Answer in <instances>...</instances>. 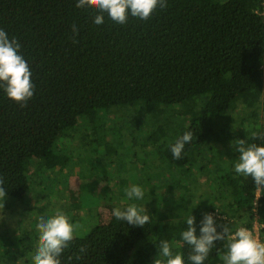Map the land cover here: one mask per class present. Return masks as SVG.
Listing matches in <instances>:
<instances>
[{
	"label": "trees",
	"instance_id": "obj_1",
	"mask_svg": "<svg viewBox=\"0 0 264 264\" xmlns=\"http://www.w3.org/2000/svg\"><path fill=\"white\" fill-rule=\"evenodd\" d=\"M261 8L262 0H167L146 21L130 17L120 25L105 16L98 26L92 22L96 10L78 9L75 0H0V29L19 41L35 86L33 98L24 104L0 91V188L7 197L22 198L31 187L34 164L41 171L66 168L70 155L64 143L80 139L73 148L89 147L94 154L100 147L109 149L105 129L116 134L118 117L111 123L108 114L128 109V115H120L127 131L152 129L145 146H165L159 152L165 162L158 165L209 176L214 194L211 190L201 198L213 202H187L185 217L197 207V224L204 213H212L232 232L239 227L254 232L260 221L264 233V189L234 172L239 154L235 151L224 167L214 168L210 160L235 142L241 128L250 137L247 143L264 144L259 111L264 104ZM235 107L239 114L246 112L244 119H235ZM179 109L184 116L176 115ZM103 114L106 121L100 123ZM188 130L191 143L181 159H173L170 145ZM217 166L222 168L219 176ZM230 171L233 176L227 175ZM143 200L129 202L145 207ZM146 211L150 221L145 226L114 217L89 235L74 237L62 264H69L81 246L87 254L71 264H153L162 240L190 264L191 249L181 239L184 219L178 224L162 221L151 209ZM13 239L9 243L17 246L33 241L28 236ZM226 252L227 240L217 242L205 264H224ZM11 260L5 258V263Z\"/></svg>",
	"mask_w": 264,
	"mask_h": 264
},
{
	"label": "rangeland",
	"instance_id": "obj_2",
	"mask_svg": "<svg viewBox=\"0 0 264 264\" xmlns=\"http://www.w3.org/2000/svg\"><path fill=\"white\" fill-rule=\"evenodd\" d=\"M139 108L135 107L134 111ZM259 111L260 123L264 124V104ZM121 114L128 115L129 110H113L108 114L111 123L115 116L118 117L116 134L105 129L104 140L109 135L107 138L111 145L109 149L100 147V151L94 154L89 147L79 150L73 148L80 139L70 145L64 143V146H61L70 155L66 168L41 171V167L34 164L31 167V187L28 192L22 198L6 196L4 200H0V264L33 262V254L39 243L38 222L42 215L50 216L57 210L62 211L74 225V237H85L97 225L112 223L114 217L111 213L114 207H125L128 203H133L129 202L125 194V188L133 184L143 187L145 192L143 205L146 209H151L162 221L177 224L185 218L187 202L196 200L199 203L201 197L210 196L208 193L211 190V194H214V187L210 190L207 184L209 176L205 178L206 175L199 170L178 172L175 169L171 172L169 167L160 166L165 162V158L159 152L165 146L163 144L157 146L158 148L153 145L145 146L146 139L153 130L139 128L131 130L130 121L128 129L131 131H127L126 121L120 117ZM177 114L179 117L184 116V111L179 109ZM232 115L236 120L244 119L246 112L245 115L239 114L238 107H235ZM105 121L106 116L103 114L100 123ZM83 128L82 125L81 129L87 141L91 142L92 136ZM242 132L245 133L242 128L238 130L235 142H231V146L220 149L215 156H210V160L215 162L212 164L213 167L215 165L224 167L226 161H231L239 140H245L246 143L249 141L250 137ZM226 137L231 138L230 135ZM221 150L225 155H221ZM35 160L33 157L29 164ZM217 167L215 173L219 176L222 168ZM233 174V171L227 173L228 176ZM212 200L213 198H201V203H212ZM259 224L260 221L255 226V235L259 234V241L264 242V233ZM25 236L32 238L33 241L26 240L18 246L9 243L14 241L15 237L20 239ZM5 258L12 260L5 263Z\"/></svg>",
	"mask_w": 264,
	"mask_h": 264
},
{
	"label": "clouds",
	"instance_id": "obj_3",
	"mask_svg": "<svg viewBox=\"0 0 264 264\" xmlns=\"http://www.w3.org/2000/svg\"><path fill=\"white\" fill-rule=\"evenodd\" d=\"M166 6L167 0H75V7L78 9L91 7L96 10L92 22L98 26L105 23V16L120 25L126 24L130 17L146 21L158 7L163 9ZM72 31L74 34L78 33L76 25L72 26ZM20 49L19 41L15 37L10 38L7 32L0 29V91L8 99L24 104L33 98L35 86L31 80L32 72L28 62L21 55ZM192 137L191 130L185 131L170 145L173 159H181L185 146L191 143ZM234 150L239 154L233 165L234 172L251 177L258 189H264V144L239 140ZM125 194L129 201H142L145 196L143 187L136 184L125 188ZM5 198L6 192L0 188V200ZM193 210L184 218L186 229L181 232L182 241L191 249L188 256L190 264H205L217 242L224 240H227L224 264H264V242L258 241L247 228L239 227L232 232L227 224H218L212 213H204L197 224ZM111 214L116 219L136 227L145 226L150 221L146 208L139 207L136 203L114 207ZM38 228L39 243L33 254L35 264H62V254L74 239V225L66 214L57 210L54 215H42ZM86 254L87 248L81 246L78 255L68 258L69 264L73 259L79 262ZM153 264L186 262L181 254H173L167 240H162Z\"/></svg>",
	"mask_w": 264,
	"mask_h": 264
},
{
	"label": "built area",
	"instance_id": "obj_4",
	"mask_svg": "<svg viewBox=\"0 0 264 264\" xmlns=\"http://www.w3.org/2000/svg\"><path fill=\"white\" fill-rule=\"evenodd\" d=\"M257 13L261 14V15H264V0H262V8H261V10L257 11ZM255 232H256V229H254V232H251V233L259 241V234L255 235Z\"/></svg>",
	"mask_w": 264,
	"mask_h": 264
}]
</instances>
